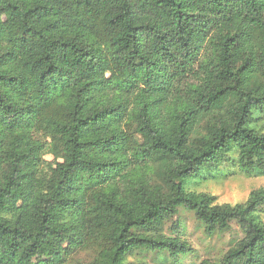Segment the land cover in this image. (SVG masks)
Returning <instances> with one entry per match:
<instances>
[{
    "label": "trees",
    "instance_id": "16d2710c",
    "mask_svg": "<svg viewBox=\"0 0 264 264\" xmlns=\"http://www.w3.org/2000/svg\"><path fill=\"white\" fill-rule=\"evenodd\" d=\"M224 164L264 175V0H0V264L186 254L180 205L264 264V186L184 189Z\"/></svg>",
    "mask_w": 264,
    "mask_h": 264
},
{
    "label": "rangeland",
    "instance_id": "374dc122",
    "mask_svg": "<svg viewBox=\"0 0 264 264\" xmlns=\"http://www.w3.org/2000/svg\"><path fill=\"white\" fill-rule=\"evenodd\" d=\"M50 160V155L45 156ZM213 172L217 177H210V173L201 172L190 177L184 182V189L193 192H206L216 196L218 203L236 204L243 202L251 190L264 186V175L248 176L239 172L235 167L222 165ZM264 220V213L262 214ZM179 225L180 236L189 242L191 250L186 254L176 257L169 255L167 251H137L130 260L141 261L145 264H198L204 258L217 259L222 256L230 245L239 240L243 233L235 222L229 229L217 231L211 236L204 232L203 225L196 219L193 212L178 206L177 214L165 223L164 232L172 235L171 226ZM174 235V234H173ZM83 256V255H82ZM42 258H34V261Z\"/></svg>",
    "mask_w": 264,
    "mask_h": 264
}]
</instances>
